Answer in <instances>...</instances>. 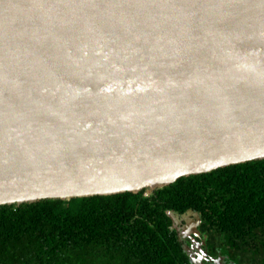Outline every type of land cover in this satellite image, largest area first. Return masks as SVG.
<instances>
[{
    "label": "water",
    "instance_id": "1",
    "mask_svg": "<svg viewBox=\"0 0 264 264\" xmlns=\"http://www.w3.org/2000/svg\"><path fill=\"white\" fill-rule=\"evenodd\" d=\"M262 159L264 0H0V206Z\"/></svg>",
    "mask_w": 264,
    "mask_h": 264
},
{
    "label": "trees",
    "instance_id": "2",
    "mask_svg": "<svg viewBox=\"0 0 264 264\" xmlns=\"http://www.w3.org/2000/svg\"><path fill=\"white\" fill-rule=\"evenodd\" d=\"M190 209L201 215L210 264H264V159L182 177L150 195L2 205L0 264H205L167 213Z\"/></svg>",
    "mask_w": 264,
    "mask_h": 264
},
{
    "label": "flooded vegetation",
    "instance_id": "3",
    "mask_svg": "<svg viewBox=\"0 0 264 264\" xmlns=\"http://www.w3.org/2000/svg\"><path fill=\"white\" fill-rule=\"evenodd\" d=\"M198 228L200 230V225ZM186 240L189 245L188 248L190 249V252L188 249L187 251L193 254V251L195 250L197 252L198 260H203L205 263L210 264V261L208 260L210 255L208 254V252H207V255L204 254V252L208 249L207 244H206V236L204 235V233L200 230V236L198 235L196 236V234H190V236H187ZM183 245H184V242H183ZM212 263H215V262H212ZM221 264H224V263L222 262Z\"/></svg>",
    "mask_w": 264,
    "mask_h": 264
},
{
    "label": "rangeland",
    "instance_id": "4",
    "mask_svg": "<svg viewBox=\"0 0 264 264\" xmlns=\"http://www.w3.org/2000/svg\"><path fill=\"white\" fill-rule=\"evenodd\" d=\"M194 220V218L192 219V221ZM191 230V227H189V229H188V232ZM185 233H187V232H185ZM189 234V233H188ZM190 235V234H189Z\"/></svg>",
    "mask_w": 264,
    "mask_h": 264
}]
</instances>
